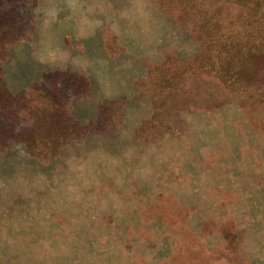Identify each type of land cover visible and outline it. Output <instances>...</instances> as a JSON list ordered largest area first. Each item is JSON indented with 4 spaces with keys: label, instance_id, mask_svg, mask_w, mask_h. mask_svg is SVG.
I'll list each match as a JSON object with an SVG mask.
<instances>
[{
    "label": "rangeland",
    "instance_id": "374dc122",
    "mask_svg": "<svg viewBox=\"0 0 264 264\" xmlns=\"http://www.w3.org/2000/svg\"><path fill=\"white\" fill-rule=\"evenodd\" d=\"M213 1L0 0V264H264V87L151 82L206 16L236 22L229 69L264 53V0ZM47 101L44 154L17 133Z\"/></svg>",
    "mask_w": 264,
    "mask_h": 264
},
{
    "label": "trees",
    "instance_id": "16d2710c",
    "mask_svg": "<svg viewBox=\"0 0 264 264\" xmlns=\"http://www.w3.org/2000/svg\"><path fill=\"white\" fill-rule=\"evenodd\" d=\"M248 4H245L242 0H214L211 3L213 7L228 5L240 11L252 9ZM227 20L222 18V14L203 18L199 25L200 31L204 30L201 34L203 39H199L203 47L198 57L189 61L186 60L185 62H180L177 58L174 60L172 57H168L162 66L158 65L152 69V72L156 74L155 81L151 80L153 87L161 88L163 86L167 91L176 90L181 85V89H183L186 84H190V80L198 81L202 75L209 76L211 74L215 75L219 84H222L223 87L230 91L234 88H236L234 90H239L248 86H255L257 89L264 87V75L258 71V67L264 64V53L262 55H253L251 63H245L246 66L242 63L240 67L234 66V69H229L230 59L228 58L231 56L230 52L233 48L240 50L244 58L247 56V53L242 52V49L246 48L245 45H242L243 39L239 35H235L236 33H227L230 26L236 23ZM245 24L247 23H241L243 27H245ZM205 29L207 30L205 31ZM4 34L0 32V40L4 38ZM239 59L237 61L242 62V59ZM152 72L150 71L149 73L151 74ZM45 96L51 95L48 93H38L29 96L28 100L32 103L34 98ZM152 98L154 100V95ZM55 103L56 101H53L51 104L47 101L46 111L38 113L45 126L43 130L39 129V127L31 126L28 130H23L25 132L21 133L22 131H20L17 133L21 136L22 142L25 143L28 149H35V151L38 150L45 154L55 149L56 145L62 144L67 133H70L69 128L61 125L55 114H52L51 107ZM156 103L157 101L154 100L153 104L155 105ZM34 105L32 104V106ZM26 113L27 111L21 114L22 117Z\"/></svg>",
    "mask_w": 264,
    "mask_h": 264
}]
</instances>
